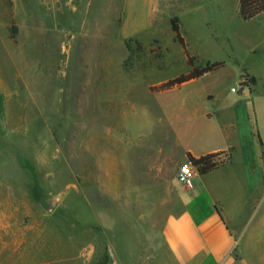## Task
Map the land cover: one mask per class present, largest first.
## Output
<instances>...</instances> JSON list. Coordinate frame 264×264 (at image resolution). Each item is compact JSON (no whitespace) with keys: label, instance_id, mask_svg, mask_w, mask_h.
<instances>
[{"label":"rangeland","instance_id":"rangeland-1","mask_svg":"<svg viewBox=\"0 0 264 264\" xmlns=\"http://www.w3.org/2000/svg\"><path fill=\"white\" fill-rule=\"evenodd\" d=\"M238 11V0H0V231L13 234L5 263L163 262L164 192L102 175V141L122 126L132 138L159 135L149 125L164 119L160 98L186 91L152 88L190 72L187 53L200 69L225 62L204 82L215 109L250 94L236 70L263 53L264 21ZM252 205L254 231L263 190ZM252 252L251 264H264V249Z\"/></svg>","mask_w":264,"mask_h":264},{"label":"crops","instance_id":"crops-1","mask_svg":"<svg viewBox=\"0 0 264 264\" xmlns=\"http://www.w3.org/2000/svg\"><path fill=\"white\" fill-rule=\"evenodd\" d=\"M252 20L264 21V16ZM217 71L171 90L184 89L181 96L160 98L164 119L149 125L159 135L149 133L148 140L132 138L129 128L122 126L116 136L102 141V175H134L135 184L142 186L133 190L164 192V198L156 202V206L169 208L160 237H155L162 240L166 253L161 264H251L252 249H264V218L261 227L254 231L249 227L252 198L264 191V133L259 129L264 104L257 102L264 93V51L250 65L236 70L241 78L246 75L255 80L243 86L250 94L237 96L236 102L223 109H215V97L204 87ZM209 154H218L216 170L201 174L192 163V181L179 182L180 167L192 162L189 156L199 159ZM9 235L13 238L12 232L0 231V264H7L3 258H10Z\"/></svg>","mask_w":264,"mask_h":264},{"label":"trees","instance_id":"trees-1","mask_svg":"<svg viewBox=\"0 0 264 264\" xmlns=\"http://www.w3.org/2000/svg\"><path fill=\"white\" fill-rule=\"evenodd\" d=\"M239 17L244 21H249L257 16L263 15L264 16V0H239ZM173 29L176 32L177 39L182 44L184 50L187 52L186 41L185 38L180 33V25L178 19L175 18L173 21ZM187 58L189 64L192 66V70L187 72L183 75L176 77L175 79H171L167 82H164L158 86L152 88V90L159 92H166L171 91L175 88L182 86L184 83L190 82L192 80L198 79L204 76L206 73L217 71L224 67V62H215L209 63L206 67L197 68L195 66L196 58L191 54L187 53ZM255 82L254 79H250L248 76L245 75V81L241 84L243 86L248 85L250 83ZM218 154H209L203 156L199 159H195L192 156H189V159L192 163L198 167V170L201 174H207L211 171H214L218 168L219 163L215 162V158Z\"/></svg>","mask_w":264,"mask_h":264},{"label":"built area","instance_id":"built-area-1","mask_svg":"<svg viewBox=\"0 0 264 264\" xmlns=\"http://www.w3.org/2000/svg\"><path fill=\"white\" fill-rule=\"evenodd\" d=\"M233 93H238V89L232 88ZM195 176V172L193 170L192 162H187L180 167L179 173L177 175V179L182 184H187L192 181Z\"/></svg>","mask_w":264,"mask_h":264}]
</instances>
